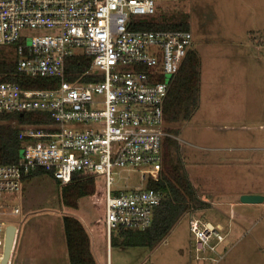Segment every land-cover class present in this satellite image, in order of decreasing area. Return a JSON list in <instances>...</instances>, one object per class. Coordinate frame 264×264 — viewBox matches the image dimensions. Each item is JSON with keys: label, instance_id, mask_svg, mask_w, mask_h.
<instances>
[{"label": "built area", "instance_id": "2783aa9c", "mask_svg": "<svg viewBox=\"0 0 264 264\" xmlns=\"http://www.w3.org/2000/svg\"><path fill=\"white\" fill-rule=\"evenodd\" d=\"M158 1L171 0H0V47L11 48L4 54L25 77L54 82L52 89L26 90L0 81V115L43 113L48 119L25 125L24 156L0 164V201L22 193L24 177L35 170L51 173L62 186L79 174L102 176L108 243L113 234L152 226L162 194L149 183L160 180L171 137L165 101L193 44L190 30L143 28L157 23ZM10 124L18 127V120ZM139 167L145 188L113 189L115 168ZM190 227L197 255L214 252L224 240L219 228L198 219ZM6 230L0 222V256Z\"/></svg>", "mask_w": 264, "mask_h": 264}, {"label": "rangeland", "instance_id": "374dc122", "mask_svg": "<svg viewBox=\"0 0 264 264\" xmlns=\"http://www.w3.org/2000/svg\"><path fill=\"white\" fill-rule=\"evenodd\" d=\"M212 1L216 2L217 0ZM206 3H208V0H206ZM205 6L204 4L203 8ZM157 8V23L189 24L192 30L190 31L192 34L194 32V37L198 36L202 13L203 20H206L208 16L205 11L201 10L200 0L158 1ZM219 14L221 15L222 13ZM209 33L215 37L216 29L210 27ZM29 34V37H33L47 34V32H30ZM199 42L194 44L197 50ZM10 51L11 48L0 47V53H8ZM255 100L256 108L260 107L262 110L261 113L259 109L260 114L258 117H262L264 116L263 83H261ZM198 114L200 113L198 112L190 121L179 125L170 126L166 123L165 129L167 132L169 128L179 130L177 135L168 132L171 135L169 139L176 142L173 151L175 162L182 166L186 172L190 171L191 178L198 189L200 177L201 179L202 177L204 178L202 179L201 191L205 189V186H207V190L214 186L216 191H221L223 194L217 199L225 205H218L217 207L213 205V208L206 213L198 210L183 214L174 229L156 247L114 246L110 250L109 259L107 252L108 241L103 225L102 187L105 188V178L102 176L95 177L99 184L95 197L87 196L79 199L76 209L66 207L62 203L61 187L58 186L52 177L44 175L33 178L27 181L24 194L6 195L0 201V222L6 228L14 226L23 230H30L37 236L36 239L40 241L39 244L42 247L52 250L55 241L56 245H59L60 241H62V244L65 242L64 216L81 218L92 229L93 247L97 264H108L107 256L109 264H264V207H261L258 214L249 217V205L242 204L241 199H237L235 194L228 193L233 188L237 192L240 185L244 184L243 182L248 174L246 165L225 166L222 165V159L218 158L216 160L214 152H210L211 149H206L205 143L201 142L206 139L203 136L207 133V130L201 129L202 119L197 116ZM17 125L20 126L19 121ZM12 126L17 127L15 125ZM208 134L209 136H218L221 133L214 131L212 126L208 130ZM165 150L164 160L170 152L167 147L166 149L164 147ZM24 152V149L20 151L21 157L24 156ZM226 157H233V153H228ZM199 163L203 165L200 166ZM262 163L261 166L264 168V162ZM140 169L141 167L132 170L115 168L113 189L125 191L145 188L146 182L141 180ZM231 170L233 171L231 172ZM256 175L259 178L261 177L259 173H256ZM238 182L240 185L236 188L235 186L228 187ZM197 194L199 196L198 191ZM16 208L20 209L19 215L14 214ZM217 215L221 216L217 217L218 220L215 219ZM192 219L201 220L203 221L202 223L212 222L216 224V222H220L222 224L223 229L220 232L224 236V240L217 244L214 252L196 254L190 227ZM229 228L230 230H228ZM118 241L121 243L120 239ZM66 264H69V262Z\"/></svg>", "mask_w": 264, "mask_h": 264}, {"label": "crops", "instance_id": "0c3cea01", "mask_svg": "<svg viewBox=\"0 0 264 264\" xmlns=\"http://www.w3.org/2000/svg\"><path fill=\"white\" fill-rule=\"evenodd\" d=\"M200 3L201 10L208 16L203 20L202 13L198 36L194 37L193 32L191 49L197 52L200 58V90L198 109L192 118L200 113L197 116L202 119L201 129L207 130L203 136L206 139L201 142L205 143L206 149L214 152L216 160L222 159V165L225 166L246 165L248 174L244 184L240 185L239 180L237 184L229 185L228 187L235 186V188L240 185V188L237 192L233 188L228 193L235 194L237 199L246 195L260 196L264 199V168L261 166L264 162V116L258 117L262 110L260 107L256 108L255 100L261 83L264 84V0H217L216 2L208 0V3L206 0H200ZM188 26L191 30V26L189 24ZM210 27L216 29L215 37L210 35ZM198 42L197 50L194 44ZM212 126L214 131L221 134L209 136L208 130ZM228 153H233V157L227 158ZM199 165L203 164L199 163ZM256 173L261 177L259 178ZM187 174L194 187L190 171H187ZM202 179L201 177L199 179V189L195 186L200 200L206 204V207L200 211L206 213L213 208V205L216 207L225 205L217 199L223 193L216 191L214 186L208 190L205 186V189L200 190ZM26 183L24 182L23 194L26 192ZM244 205H249V217H252L264 207V200L259 204ZM217 217L221 216H215L218 220ZM78 219L90 236L92 253L96 259L92 229L83 219ZM206 223L219 228L220 231L223 229L220 222ZM16 229V241L9 264L69 262L66 236L63 244L59 240V245H56L53 237L54 248L48 250L39 244L37 236L30 230ZM110 250L111 246L108 243L109 259ZM109 259L107 256L108 264ZM0 264H2L1 259Z\"/></svg>", "mask_w": 264, "mask_h": 264}, {"label": "trees", "instance_id": "16d2710c", "mask_svg": "<svg viewBox=\"0 0 264 264\" xmlns=\"http://www.w3.org/2000/svg\"><path fill=\"white\" fill-rule=\"evenodd\" d=\"M148 30H189L186 23H149L143 27ZM0 81L12 82L26 90H47L53 88L50 79L27 78L18 73L15 60L0 53ZM76 64L80 60H75ZM89 66L80 63L78 72H83ZM200 90V58L193 49H190L177 73L173 76L164 106V120L168 125L182 124L191 120L199 105ZM47 115L43 113H31L25 117L17 115H0V164H12L20 160L22 148L21 134L25 125H40L47 123ZM18 120V127L10 124V121ZM168 132L178 134V129L169 128ZM171 142V143H170ZM175 141L165 140V149L170 152L163 162V171L158 182H150L152 188L162 194V202L156 208L152 226L145 232L121 231L113 234L110 246L156 247L174 229L187 212L204 209L206 204L202 202L193 187L187 172L178 165L174 159ZM167 144V146H166ZM166 152V150L164 151ZM49 175L45 170H35L24 178V182L33 178ZM62 203L66 207L77 208L79 199L96 195L99 184L96 178L82 174L74 176L71 183L62 186ZM103 188V202L105 189ZM104 217V207H103ZM104 224V221H103ZM64 231L66 236L68 259L70 264H97L92 253L90 236L82 222L73 216H64ZM121 240L119 243L118 240Z\"/></svg>", "mask_w": 264, "mask_h": 264}, {"label": "water", "instance_id": "95a60500", "mask_svg": "<svg viewBox=\"0 0 264 264\" xmlns=\"http://www.w3.org/2000/svg\"><path fill=\"white\" fill-rule=\"evenodd\" d=\"M244 204H259L263 202V197L255 195H246L241 198ZM17 229L14 226H9L6 230L5 245H4V260L2 264H9L14 244L16 241Z\"/></svg>", "mask_w": 264, "mask_h": 264}, {"label": "bare ground", "instance_id": "6f19581e", "mask_svg": "<svg viewBox=\"0 0 264 264\" xmlns=\"http://www.w3.org/2000/svg\"><path fill=\"white\" fill-rule=\"evenodd\" d=\"M0 257H1V262H2V260H4V255H1Z\"/></svg>", "mask_w": 264, "mask_h": 264}]
</instances>
